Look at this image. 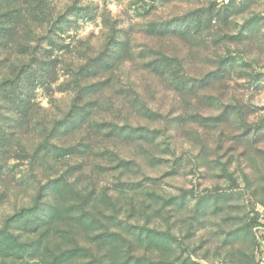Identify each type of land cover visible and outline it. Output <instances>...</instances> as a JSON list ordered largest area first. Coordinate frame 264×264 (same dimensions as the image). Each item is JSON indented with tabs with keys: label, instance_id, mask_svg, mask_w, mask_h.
I'll return each mask as SVG.
<instances>
[{
	"label": "rangeland",
	"instance_id": "1",
	"mask_svg": "<svg viewBox=\"0 0 264 264\" xmlns=\"http://www.w3.org/2000/svg\"><path fill=\"white\" fill-rule=\"evenodd\" d=\"M26 1L11 41L29 50L0 49L19 78L0 229L52 211L0 240V264H259L264 0Z\"/></svg>",
	"mask_w": 264,
	"mask_h": 264
},
{
	"label": "trees",
	"instance_id": "2",
	"mask_svg": "<svg viewBox=\"0 0 264 264\" xmlns=\"http://www.w3.org/2000/svg\"><path fill=\"white\" fill-rule=\"evenodd\" d=\"M36 14H38L37 10L34 7H28L26 0H0V49L3 46H7L9 43L12 45H19L27 47V51L29 50V44L17 43L16 40L11 41V38H14L15 33L20 29L22 24H26L28 21H35ZM8 57L4 51L0 50V104L2 101H6L8 97H14L16 93L17 86L19 84V78L16 77L18 74L14 76H8L2 70L4 64L7 62ZM98 84H91L89 88L97 91ZM179 86L177 82L176 87ZM87 89V88H86ZM97 89V90H96ZM83 91V90H82ZM87 91V90H86ZM92 92V90H91ZM97 100L95 104H97ZM76 113H81L82 111L76 110ZM82 117V116H81ZM37 203L25 211V213L19 218H15L12 216L7 219L5 225L2 229H0V240L6 239L9 244L14 246L16 245V239H18V234L16 231L21 230L22 228H27L30 224L31 229H35L36 227H40L39 223L42 217H44L47 209L52 211V207H46V210L39 211ZM56 210V209H53ZM51 215V213H50ZM24 221L21 223L20 221ZM21 228V229H20ZM35 231V230H34ZM1 243V242H0ZM83 248H74L71 251H63L58 256L54 257L56 259H62L61 261L71 260L76 256V253H85ZM77 257V256H76Z\"/></svg>",
	"mask_w": 264,
	"mask_h": 264
},
{
	"label": "built area",
	"instance_id": "3",
	"mask_svg": "<svg viewBox=\"0 0 264 264\" xmlns=\"http://www.w3.org/2000/svg\"><path fill=\"white\" fill-rule=\"evenodd\" d=\"M258 232L255 234L257 247L256 252L258 255L259 264H264V229L263 226H257Z\"/></svg>",
	"mask_w": 264,
	"mask_h": 264
}]
</instances>
